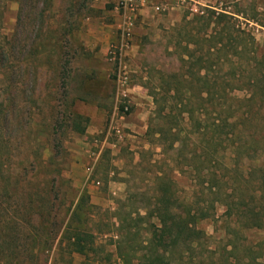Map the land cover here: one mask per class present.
<instances>
[{"label":"rangeland","instance_id":"1","mask_svg":"<svg viewBox=\"0 0 264 264\" xmlns=\"http://www.w3.org/2000/svg\"><path fill=\"white\" fill-rule=\"evenodd\" d=\"M116 3L49 0L42 15L40 0H0V45L16 25L23 51L4 60L14 74L0 70V101L13 82L19 102L13 124L0 131V150L10 149L0 177V264H146L156 255L151 208L162 172L180 201L193 203L196 219L180 247L188 250L166 255L171 264H264V229L237 228L220 204L211 209L197 193L181 160L191 142L180 154L144 135L153 93L188 69L205 8L228 13L260 55L264 0H146L128 30ZM228 68L217 74L231 75ZM121 105L130 112L119 113ZM73 113L87 118L83 132L73 128ZM76 228L89 235L82 253L73 245Z\"/></svg>","mask_w":264,"mask_h":264},{"label":"trees","instance_id":"2","mask_svg":"<svg viewBox=\"0 0 264 264\" xmlns=\"http://www.w3.org/2000/svg\"><path fill=\"white\" fill-rule=\"evenodd\" d=\"M40 1L43 15L49 0ZM205 11L206 15L199 16L202 26L197 32L201 36L194 42L198 47L193 48L184 61L188 63V69L174 74L169 87L158 88L153 93L154 110L144 135L150 143L164 146L163 150L169 147L178 151L188 148L186 142H191L193 148H189L181 160L187 169H191L192 179L198 183L197 193L204 197L207 207L214 209L215 204H220L224 208L223 215L237 228L264 229V181L257 178L264 179V52L259 55L256 49H250L246 43L248 33L238 28L234 30L235 23L230 21L228 13L211 8H205ZM14 26L6 45H0V70L8 67L12 74L15 64H5L4 60L12 57L16 61L23 53L19 30ZM232 39L236 45L231 44ZM225 63H229L228 70L232 74H217ZM244 71L250 75L244 77ZM16 89L11 82L8 101L4 105L0 101L1 132L8 131L10 120L13 124L16 116L19 106ZM235 90L243 91L242 97L232 96ZM129 112L123 105L119 107V113ZM72 117L73 128L83 132L81 123L87 118L75 113ZM196 140L198 143L194 142ZM232 153L237 156L238 163H233ZM9 156V148L0 150V177L5 178L3 165ZM252 158L263 159L262 165L246 162ZM249 167H252L250 171ZM11 173L10 180L17 175V172ZM156 177V196L151 208L158 222L157 235L151 241L156 255L148 257L146 264H171L166 255L187 244L184 235L196 219L193 203L180 201L170 175L162 172ZM76 229L73 245L82 253L89 235ZM186 249L180 248V253ZM229 253L236 262L234 250ZM262 255V251L258 253V256Z\"/></svg>","mask_w":264,"mask_h":264},{"label":"built area","instance_id":"3","mask_svg":"<svg viewBox=\"0 0 264 264\" xmlns=\"http://www.w3.org/2000/svg\"><path fill=\"white\" fill-rule=\"evenodd\" d=\"M146 0H117L116 8L122 11L123 16V30H128L133 23L136 11L139 6L143 5ZM159 10V6H155Z\"/></svg>","mask_w":264,"mask_h":264},{"label":"crops","instance_id":"4","mask_svg":"<svg viewBox=\"0 0 264 264\" xmlns=\"http://www.w3.org/2000/svg\"><path fill=\"white\" fill-rule=\"evenodd\" d=\"M146 2V1H145ZM142 10V9H141ZM143 12L145 11V9L142 10ZM145 13V12H144Z\"/></svg>","mask_w":264,"mask_h":264}]
</instances>
